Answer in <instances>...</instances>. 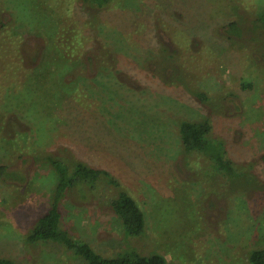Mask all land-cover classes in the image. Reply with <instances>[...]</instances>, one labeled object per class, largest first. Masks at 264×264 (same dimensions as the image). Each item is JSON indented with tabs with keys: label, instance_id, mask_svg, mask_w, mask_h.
Masks as SVG:
<instances>
[{
	"label": "rangeland",
	"instance_id": "374dc122",
	"mask_svg": "<svg viewBox=\"0 0 264 264\" xmlns=\"http://www.w3.org/2000/svg\"><path fill=\"white\" fill-rule=\"evenodd\" d=\"M263 8L112 0L88 29L76 0H0V165L16 172L0 180V257L86 264L58 244L26 240L54 186L52 169L34 158L41 151L109 170L145 212V236L130 238L102 198L66 195L62 227L102 255L133 247L167 264H249L264 246V32L250 25ZM235 20L242 34L222 33ZM81 47L99 70H80L71 49ZM162 49L173 57L161 61ZM179 118L208 119L240 174L184 157Z\"/></svg>",
	"mask_w": 264,
	"mask_h": 264
},
{
	"label": "trees",
	"instance_id": "16d2710c",
	"mask_svg": "<svg viewBox=\"0 0 264 264\" xmlns=\"http://www.w3.org/2000/svg\"><path fill=\"white\" fill-rule=\"evenodd\" d=\"M76 1L78 9L83 12L84 23L91 26L88 29H94L97 15L112 4V0ZM6 25L3 21L0 22L1 28L6 27ZM250 25L253 29L264 32V8L251 19ZM222 33L237 37L242 34L236 20L224 25ZM63 34L62 27L58 34L59 39L64 37ZM88 37L89 35L86 34V38ZM254 38L256 39V37ZM71 50V54L75 56L72 59L79 62L81 71L94 72L102 67V65H98V60L95 59L94 55H88L89 53L85 48L83 50L82 47L80 50L72 48ZM165 50H161V61L164 58L170 60L173 57ZM198 95L200 98L206 97L203 92L198 93ZM176 125L180 143L179 151L183 153L184 157L192 154L202 155L208 160L215 173H221L228 178L240 174L232 160L226 157V147L221 137L210 134L211 125L208 119L179 118ZM62 154V152L47 153L41 151L35 153L34 158L37 161H45L52 169L55 177L49 207L33 223L26 237L27 242L58 244L71 251L73 255L80 257L86 264H167L164 255L157 252L141 254L133 247L125 248L112 256H104L87 241L73 237L67 229L62 227V200L69 193L83 191L98 199L102 198V204L107 205L114 213L127 237L141 238L145 236L147 228L145 212L113 173L105 168L91 166L76 156ZM260 160L264 166V152L260 154ZM14 174L16 172L9 170L6 165H0L1 181L13 180ZM248 262L249 264H264V246L251 250L248 253ZM0 264L17 263L10 258L0 257Z\"/></svg>",
	"mask_w": 264,
	"mask_h": 264
}]
</instances>
